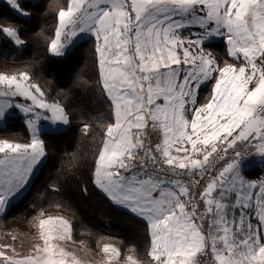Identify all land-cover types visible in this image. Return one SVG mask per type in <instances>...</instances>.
<instances>
[{"label": "snow or ice", "instance_id": "6c2138e0", "mask_svg": "<svg viewBox=\"0 0 264 264\" xmlns=\"http://www.w3.org/2000/svg\"><path fill=\"white\" fill-rule=\"evenodd\" d=\"M8 2L27 15L19 0ZM80 33L97 41L112 108L94 183L146 221V264H264V182L244 179L249 157L264 164V0H68L51 50L63 55ZM0 34L24 43L14 27ZM212 38L226 41L231 62L206 50ZM13 108L26 117L31 142L0 140V213L45 155L40 122H69L27 72L0 74V119ZM149 127L161 137L154 148L145 142ZM36 228L42 243L26 255L0 245V264H83L67 243L70 221L41 218ZM102 253V264H145L122 260L112 245Z\"/></svg>", "mask_w": 264, "mask_h": 264}, {"label": "trees", "instance_id": "16d2710c", "mask_svg": "<svg viewBox=\"0 0 264 264\" xmlns=\"http://www.w3.org/2000/svg\"><path fill=\"white\" fill-rule=\"evenodd\" d=\"M67 2L19 0L29 14L26 18L0 1V26L18 29L24 41L19 50L0 34V74L27 72L44 91L45 99L63 107L70 121L65 131L41 133L45 162L27 192L0 216V238L13 235L19 239L24 229L37 234L39 219L65 216L85 251L114 245L124 257L133 255L146 264L150 259L146 255L150 243L146 221L117 207L94 183L106 126L112 122V108L101 87L97 41L84 39L64 56L51 52L58 12ZM205 46L213 49L221 65L231 62L225 40ZM210 93L211 84L199 91L197 104L206 103ZM0 140L27 144L31 132L17 118L0 127Z\"/></svg>", "mask_w": 264, "mask_h": 264}, {"label": "rangeland", "instance_id": "374dc122", "mask_svg": "<svg viewBox=\"0 0 264 264\" xmlns=\"http://www.w3.org/2000/svg\"><path fill=\"white\" fill-rule=\"evenodd\" d=\"M0 1H3V0H0ZM6 1V3L10 4L8 2V0H4ZM34 2L37 1V0H33ZM11 5V4H10ZM12 6V5H11ZM13 11L23 17H29V14L28 12L27 15H24V14H21L20 12H18L16 9H14L12 7ZM25 12V11H24ZM199 29L198 28H192L190 31H198ZM188 31L189 30H186L185 31V34L187 35L188 34ZM9 38V37H8ZM21 38V37H20ZM87 38H95L94 36H92L91 34H85V33H80L78 34L76 37H73L71 38V43L68 44V46L66 47V49L64 50V54L63 55H56V53H54L56 56H64L66 55V53L68 51H70L71 49H73L75 47L76 44H78L80 41L84 40V39H87ZM11 39V38H10ZM63 39V37H62ZM12 40V39H11ZM223 39L221 38H212L209 42H206V44H212V43H216V42H219ZM13 41V40H12ZM14 42V41H13ZM15 43V42H14ZM67 43V42H66ZM227 44V43H226ZM16 45V44H15ZM204 45V46H205ZM17 48L19 50L23 49L24 47V43L22 45H16ZM206 50H209L211 51L212 55L215 57V53L213 51V49L209 48V47H206ZM199 94V93H198ZM198 97V95H197ZM12 102L13 103H16V102H19V103H31L30 101H26L23 97H15V98H12ZM63 108V107H62ZM64 109V108H63ZM66 113V112H65ZM50 115V113H49ZM67 115V113H66ZM189 115L191 116V112L189 113ZM68 117V115H67ZM21 119V121L27 126L26 124V117L24 116V114L21 112L20 109H17V108H13V109H10L7 113V115L3 118V119H0V127H5L7 125V123L11 120H14V119ZM68 121H69V117H68ZM40 126H41V133L43 132H50V133H58V132H61V131H65L67 130L69 127H70V121L67 123V124H63V123H51L49 121H41L40 122ZM28 128V127H27ZM42 139V138H41ZM21 144H24V143H21ZM2 155V154H0ZM45 159H46V155H44V157L41 158V162L34 168L33 170V173L31 174V177L29 179V182L28 184L26 185L27 190L30 188L31 184L33 183L34 179L37 177V175L39 174V171L43 165V163L45 162ZM254 175V176H252ZM244 179L246 181H249V182H254L256 183L257 185H259L261 182H264V164H262L261 162H259L258 164H253V165H245L244 166ZM27 190L25 191V193L27 192ZM253 191H256V189H254ZM24 193V194H25ZM23 194V195H24ZM22 195V196H23ZM21 196V197H22ZM19 199V196H16L13 200H12V203H11V206L12 204H14L17 200ZM8 207L7 210L5 212H2L0 213V216L7 213V211L11 208ZM50 217H63L65 219H67L68 221H70L67 217L65 216H50ZM48 218V217H47ZM256 222L255 219H253V223ZM71 223V222H70ZM72 225V224H71ZM24 235H27V237H24ZM73 228H72V239H73ZM11 239H13V235H12V238H11V235L10 236H7V237H2L0 238V245H14L12 242H11ZM37 241V243H42V241L39 240V237H38V233L35 234L33 232H31L30 230H27V229H24L23 232H22V236L21 238L19 239H16L18 241V243L16 245H14V248L20 252H24L28 247H26L27 244H33L32 241ZM16 241V242H17ZM81 242V241H80ZM20 243L21 246L25 245L24 247H20V245L18 246V244ZM81 245L83 246V244L81 243ZM29 248H33V247H29ZM10 253V252H9Z\"/></svg>", "mask_w": 264, "mask_h": 264}, {"label": "crops", "instance_id": "0c3cea01", "mask_svg": "<svg viewBox=\"0 0 264 264\" xmlns=\"http://www.w3.org/2000/svg\"><path fill=\"white\" fill-rule=\"evenodd\" d=\"M51 52L54 54V52L51 50ZM55 55V54H54ZM260 162V159L258 158L255 162V164H258ZM254 164V163H253ZM28 187H25L21 194H19V198L25 193V191L27 190ZM100 189V188H99ZM101 190V189H100ZM102 191V190H101ZM103 192V191H102ZM104 193V192H103ZM105 194V193H104ZM106 195V194H105ZM107 196V195H106ZM108 197V196H107ZM109 198V197H108ZM109 200L114 203L110 198ZM115 204V203H114ZM116 205V204H115ZM117 207H120L122 209H125V210H128L126 208H124L123 206H120V205H116ZM129 211V210H128ZM4 215V214H3ZM135 215V214H134ZM2 216V215H1ZM256 222H254L255 224ZM24 237H27V235H24ZM17 240H14V239H11V242L16 245L18 243V241L16 242ZM33 244H27L26 247H28L24 252H20L17 250L18 253H20L21 255H26L30 252V250L32 248H29V247H33L37 241L35 239V241H32ZM68 246L74 250L76 252V254L80 257V259L83 261V264H102L103 262V253L102 251H99V250H92V251H85L83 246L81 245V242H80V239L79 238H73L71 241H68ZM13 245V247H14ZM20 245V243L18 244V246ZM25 245L21 246L20 247H24ZM114 246V245H112ZM116 247V246H114ZM117 248V247H116ZM11 254V253H9ZM121 259H126V257H124L122 254H121Z\"/></svg>", "mask_w": 264, "mask_h": 264}, {"label": "built area", "instance_id": "2783aa9c", "mask_svg": "<svg viewBox=\"0 0 264 264\" xmlns=\"http://www.w3.org/2000/svg\"><path fill=\"white\" fill-rule=\"evenodd\" d=\"M160 139H161V137H160V133L158 130H153L150 127L146 130V137H145L146 145L152 146L154 148L155 144L160 142ZM258 158L259 157H256V156L249 157L245 161V165H249V164L256 162V160ZM185 179H187V177H185ZM193 192L198 194L199 189L195 188V189H193Z\"/></svg>", "mask_w": 264, "mask_h": 264}]
</instances>
